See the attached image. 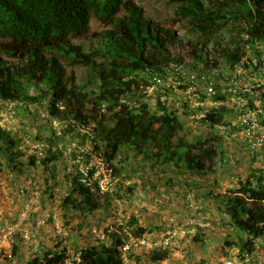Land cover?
<instances>
[{
    "label": "rangeland",
    "instance_id": "rangeland-1",
    "mask_svg": "<svg viewBox=\"0 0 264 264\" xmlns=\"http://www.w3.org/2000/svg\"><path fill=\"white\" fill-rule=\"evenodd\" d=\"M137 4L143 8L146 19L163 21L177 35L178 42L171 50L180 54L196 75L195 83L183 77L170 84L166 107L183 125L175 136V143L180 145L178 141L184 140L193 144L208 139V145L217 149L212 168L191 170L184 163L164 157L158 159L152 150L140 153L133 147H123L115 158L107 156L110 162L105 164V173L85 185L89 194L84 197L79 189L82 181L79 164L74 162L76 153L66 152L77 145L92 143L83 140L77 130L67 132L72 128L68 127L69 120L47 117L51 103V95L43 94L47 86L41 83L39 87H29L28 95L42 96L39 101L0 99V129L8 134L4 136L6 144L0 143L3 145L0 150V264H29L43 251L53 249L61 239H64L61 248L67 249L68 261L74 264L80 261L82 250L102 244L111 246L118 237L131 245L128 252L121 250L123 242L118 245L126 264H225L226 261L234 264V260L238 264H263L258 240L252 254H241L239 241L246 234L232 224L225 211V201L231 192L251 179L257 169L239 142L220 135L217 127H211L204 120L206 113L213 109L211 106L199 109L186 102V90L192 85L193 93H201L200 76L211 74L216 66H207L190 55L199 45L194 34L178 23L164 21L174 17L181 0H138ZM106 29L94 17L88 34L74 39L73 43L88 52L100 43L98 34ZM212 47L213 44L208 49ZM0 57L10 65H19L16 59L1 53ZM61 62L64 81L73 80L76 85L93 83L94 74L89 67L75 65L70 60ZM143 76L153 91L149 95L141 91L139 98L148 103L151 111L158 112L163 86L153 85L148 73ZM161 77L165 84L170 83V74ZM215 82L220 87L222 77ZM104 136L102 128H98V149L106 146ZM214 137L220 140L215 141ZM9 138L15 141L11 151L5 150ZM47 139L54 141L52 151L57 158L46 165L43 160L52 154L48 153ZM26 140H41L45 144L43 156L34 153ZM34 155L36 165L31 164L30 158ZM82 164H87L85 158ZM70 195L76 203L65 206ZM133 219L137 224L131 223ZM38 221L43 222L40 227ZM7 227L13 228V235L3 242L1 230ZM140 227L145 233L137 236L135 233ZM26 231L29 240L24 238ZM156 252L166 253L165 259L154 262Z\"/></svg>",
    "mask_w": 264,
    "mask_h": 264
},
{
    "label": "trees",
    "instance_id": "trees-1",
    "mask_svg": "<svg viewBox=\"0 0 264 264\" xmlns=\"http://www.w3.org/2000/svg\"><path fill=\"white\" fill-rule=\"evenodd\" d=\"M137 1L0 0V53L19 61V65H10L0 57V99L39 101L42 96L30 97L27 91L42 83L47 86L43 94L51 95L50 119H74L81 127L93 123L101 127L106 140L105 155L111 159L123 147H133L140 153L152 150L158 159L175 160L191 170L211 169L218 151L208 145L210 140L193 144L179 140L178 145L174 139L183 125L177 115L161 101V110L151 111L148 103L140 99L141 86L149 83L145 73L151 75L150 79L162 76L173 60H185L171 50L178 42L177 35L163 21L146 19ZM94 17L108 29L98 34L100 43L86 52L73 40L88 34ZM164 21L180 24L206 48L191 51L196 60L207 66L224 62L235 67L245 56V34L264 41V0H181L174 17ZM211 44L212 49H208ZM63 59L89 67L94 74L93 86L64 81ZM244 65L248 67L247 61ZM226 113L224 107L213 108L204 120L215 127L225 121ZM68 127L72 128L67 132H75L71 122ZM78 135L83 140L87 138L86 134ZM4 136L8 134L0 129L2 144H6ZM48 142V153L52 154L43 160L46 165L57 158L52 151L54 141ZM14 145L15 141L9 138L5 150L11 151ZM30 159L36 165V156ZM79 189L84 197L88 196L89 188L84 183H79ZM231 194L225 201V211L232 224L246 234L239 241L241 254H252L257 240L264 236L261 178L252 173L251 179ZM69 203H76L72 195L67 197L65 206ZM131 223L137 224L136 219ZM143 233L145 229L140 227L135 234ZM122 242L118 237L111 246L86 248L74 264H126L118 247ZM63 244L61 239L29 264H70L67 249L61 248ZM165 254L156 252L154 262L165 259Z\"/></svg>",
    "mask_w": 264,
    "mask_h": 264
},
{
    "label": "built area",
    "instance_id": "built-area-1",
    "mask_svg": "<svg viewBox=\"0 0 264 264\" xmlns=\"http://www.w3.org/2000/svg\"><path fill=\"white\" fill-rule=\"evenodd\" d=\"M243 40L245 42L243 47L245 56L242 61L236 64L235 67L222 62L213 69L211 74L204 73L201 75L199 79L202 87L201 93H193V86L191 85L185 92L186 102L193 108L200 109L209 105L215 109L221 107L226 109L225 121L215 125V127L218 128L220 135L230 140L234 139L242 145L253 161L257 169L256 173L261 178V184L264 186V41L259 38H251L249 34H245ZM196 48L206 50L202 45H198ZM245 61H247L248 67L244 65ZM189 66L186 61L171 63L165 70V73L171 76L168 84L164 83L161 75L152 77L151 83L153 85L163 86L160 95V101L163 105L168 100L167 90L171 88L170 84L183 77H187L190 83H195L196 75L190 70ZM220 76L222 77V83L220 87H217L215 79ZM141 89H143L145 95H149L153 91L151 87L143 85ZM199 94L206 97H201ZM70 122L81 135L86 134V139L92 143L88 146L77 145L74 148H69L66 152L68 154L76 153L74 162L79 164L81 182L90 185L93 178L97 180L101 174L105 173V164L107 161L110 162L105 155L106 146L104 149L103 147L99 149L97 147L99 127L96 124L81 127L74 119ZM26 142L27 146L34 150V153H38L39 156L42 155L45 144L41 140H34V142L26 140ZM83 158L86 159V165L82 164ZM92 171L94 172L92 173ZM41 224L43 222L38 221L39 227ZM12 235V227L1 230L3 242L9 241ZM24 238L26 240L30 239L27 231L24 233ZM122 240L121 250L128 252L131 245L125 239ZM258 241L262 246L261 260L264 264V236L260 237ZM225 264H233V262L226 261ZM234 264L238 263L234 260Z\"/></svg>",
    "mask_w": 264,
    "mask_h": 264
}]
</instances>
